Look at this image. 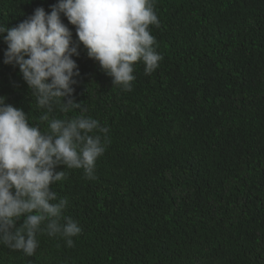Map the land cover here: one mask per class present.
<instances>
[{
	"label": "trees",
	"instance_id": "1",
	"mask_svg": "<svg viewBox=\"0 0 264 264\" xmlns=\"http://www.w3.org/2000/svg\"><path fill=\"white\" fill-rule=\"evenodd\" d=\"M57 0H0V25L13 28ZM149 26L163 59L132 90L112 84L88 58L75 27L70 46L79 76L68 113L109 131L94 179L64 171L51 189L82 232L38 233L34 255L0 244V264H264V0H154ZM0 96L47 130L18 67L5 65ZM104 142L105 134L98 132ZM23 217L16 221L19 227Z\"/></svg>",
	"mask_w": 264,
	"mask_h": 264
},
{
	"label": "clouds",
	"instance_id": "2",
	"mask_svg": "<svg viewBox=\"0 0 264 264\" xmlns=\"http://www.w3.org/2000/svg\"><path fill=\"white\" fill-rule=\"evenodd\" d=\"M62 15L75 27L88 58L124 91L132 90L137 62L151 75L163 59L149 32L150 25L160 26L154 0H57L48 13L37 7L13 28L0 25V35L7 33L3 63L18 67L36 107L44 110L40 121L47 122L42 131L0 96V244L27 256L39 245L38 233L60 235L67 247L74 245L72 237L82 229L70 217L59 222L68 201L51 189L66 176L56 168L83 169L86 179H94L96 161L107 146L109 129L96 119L83 114L50 118L57 106L63 113L81 109L73 98L79 70L72 57L79 53L70 46L72 32ZM95 132L105 134L104 142Z\"/></svg>",
	"mask_w": 264,
	"mask_h": 264
}]
</instances>
